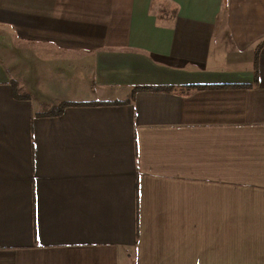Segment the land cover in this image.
<instances>
[{
  "label": "crops",
  "instance_id": "0c3cea01",
  "mask_svg": "<svg viewBox=\"0 0 264 264\" xmlns=\"http://www.w3.org/2000/svg\"><path fill=\"white\" fill-rule=\"evenodd\" d=\"M263 42L264 0H0V264H264Z\"/></svg>",
  "mask_w": 264,
  "mask_h": 264
},
{
  "label": "trees",
  "instance_id": "16d2710c",
  "mask_svg": "<svg viewBox=\"0 0 264 264\" xmlns=\"http://www.w3.org/2000/svg\"><path fill=\"white\" fill-rule=\"evenodd\" d=\"M264 45V42L260 45V47H262ZM13 85V88H14V92H15V97L17 99H30L29 96L27 94H25L23 92V90L20 88V86L13 82L12 83ZM205 86H189V87H182L181 89H186L185 91H196V90H201V89H204ZM141 90H145V91H148V90H153L152 88H143ZM71 106H75V104H72V103H63L59 106H56V107H53L51 108L48 112L45 113V116H59L63 113V111L68 108V107H71Z\"/></svg>",
  "mask_w": 264,
  "mask_h": 264
}]
</instances>
